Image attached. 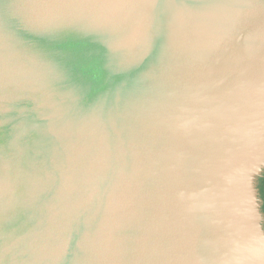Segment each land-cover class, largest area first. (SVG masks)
<instances>
[{
    "label": "water",
    "instance_id": "1",
    "mask_svg": "<svg viewBox=\"0 0 264 264\" xmlns=\"http://www.w3.org/2000/svg\"><path fill=\"white\" fill-rule=\"evenodd\" d=\"M264 0H0V264H264Z\"/></svg>",
    "mask_w": 264,
    "mask_h": 264
},
{
    "label": "flooded vegetation",
    "instance_id": "2",
    "mask_svg": "<svg viewBox=\"0 0 264 264\" xmlns=\"http://www.w3.org/2000/svg\"><path fill=\"white\" fill-rule=\"evenodd\" d=\"M256 188L260 199V210L264 219V172L256 179Z\"/></svg>",
    "mask_w": 264,
    "mask_h": 264
}]
</instances>
